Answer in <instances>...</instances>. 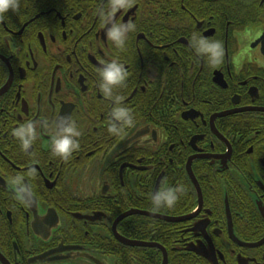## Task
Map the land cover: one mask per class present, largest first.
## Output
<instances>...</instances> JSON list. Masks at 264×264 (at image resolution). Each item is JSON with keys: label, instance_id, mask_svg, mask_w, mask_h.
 Here are the masks:
<instances>
[{"label": "flooded vegetation", "instance_id": "af4514ba", "mask_svg": "<svg viewBox=\"0 0 264 264\" xmlns=\"http://www.w3.org/2000/svg\"><path fill=\"white\" fill-rule=\"evenodd\" d=\"M109 4L21 0L0 22V264H264V0ZM129 21L118 47L107 28ZM193 34L221 42L218 64ZM111 60L127 76L105 96ZM116 97L134 118L119 135ZM62 118L81 133L67 160Z\"/></svg>", "mask_w": 264, "mask_h": 264}, {"label": "clouds", "instance_id": "9594fccd", "mask_svg": "<svg viewBox=\"0 0 264 264\" xmlns=\"http://www.w3.org/2000/svg\"><path fill=\"white\" fill-rule=\"evenodd\" d=\"M130 6V0H110L108 17L114 15L120 8ZM21 7V0H0V22L8 19L9 10L18 13ZM103 14V13H102ZM134 22L126 23L112 22L107 28V36L118 47H123L128 38V33L135 29ZM192 47L200 56H205L210 64H218L223 57V46L218 40H209L200 35L193 34ZM127 76L125 66L117 60L106 62L101 71V90L105 96H111L114 85L123 83ZM120 97H116V106L112 110V123L109 124V132L115 135L121 133L122 127L132 125L134 118L131 110L121 104ZM63 123L58 125L57 134L52 140V152L63 160H67L74 151L79 149L80 144L77 137L81 135L80 130L70 118H62ZM14 135L20 140L22 148L26 151L32 146L36 139V127L34 122L27 121L13 129ZM15 183L19 185L20 193L25 190L24 185L20 182V178H15ZM182 191L181 186L168 187L156 190L151 194V202L154 208L159 209L167 206L172 207L179 199V193Z\"/></svg>", "mask_w": 264, "mask_h": 264}, {"label": "water", "instance_id": "95a60500", "mask_svg": "<svg viewBox=\"0 0 264 264\" xmlns=\"http://www.w3.org/2000/svg\"><path fill=\"white\" fill-rule=\"evenodd\" d=\"M1 261L3 262V260L1 259Z\"/></svg>", "mask_w": 264, "mask_h": 264}]
</instances>
